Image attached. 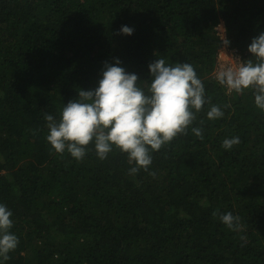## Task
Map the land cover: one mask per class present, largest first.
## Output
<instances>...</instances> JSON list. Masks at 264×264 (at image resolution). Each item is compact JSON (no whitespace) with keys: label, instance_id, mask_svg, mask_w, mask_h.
Instances as JSON below:
<instances>
[{"label":"trees","instance_id":"16d2710c","mask_svg":"<svg viewBox=\"0 0 264 264\" xmlns=\"http://www.w3.org/2000/svg\"><path fill=\"white\" fill-rule=\"evenodd\" d=\"M221 22L229 47L255 59L264 0H0V202L19 237L6 264H264V111L251 88L212 76ZM114 57L145 89L155 59L191 63L208 97L135 175L116 147L101 160L90 142L76 160L45 138V114L59 120ZM213 104L222 118H207ZM232 136L241 142L225 150Z\"/></svg>","mask_w":264,"mask_h":264},{"label":"clouds","instance_id":"9594fccd","mask_svg":"<svg viewBox=\"0 0 264 264\" xmlns=\"http://www.w3.org/2000/svg\"><path fill=\"white\" fill-rule=\"evenodd\" d=\"M118 31L132 35L134 29L122 25ZM221 41L224 46L230 44L225 29ZM247 47L255 59L236 57L232 63L220 64L215 78L221 86L238 94L251 88L256 107L264 111V31L254 36ZM113 59L114 63L104 62L94 89L80 88L77 99L64 103L59 120L45 114L48 128L45 138L55 152L67 151L76 160L85 157L90 142L101 160L116 147L127 153L132 165L128 173L135 175L141 168L148 170L154 151L187 133L208 97L191 63L169 64L163 58L155 59L148 65L151 80L145 89L136 73L120 66L118 57ZM206 115L215 120L222 118L224 111L213 104ZM191 131L203 139L200 127H192ZM240 142L239 136L226 137L222 147L230 150ZM12 215V210L0 202V264H6L9 253L19 244V237L11 231ZM213 215H218L229 229L239 226V217L232 212L214 210Z\"/></svg>","mask_w":264,"mask_h":264},{"label":"built area","instance_id":"2783aa9c","mask_svg":"<svg viewBox=\"0 0 264 264\" xmlns=\"http://www.w3.org/2000/svg\"><path fill=\"white\" fill-rule=\"evenodd\" d=\"M224 23L221 22L219 23V25L217 26V30H218V34H220V36L222 37L223 36V31H224ZM229 57H231V60L232 61H229ZM236 57H239L241 60H242V57H241V53H239V50L236 49V48H230L229 45L227 46H222L219 54H218V62H217V65L214 69V71L212 72V76L215 77V72L218 68V66L220 64H223V63H232L236 60ZM229 92H231V90H229Z\"/></svg>","mask_w":264,"mask_h":264},{"label":"rangeland","instance_id":"374dc122","mask_svg":"<svg viewBox=\"0 0 264 264\" xmlns=\"http://www.w3.org/2000/svg\"><path fill=\"white\" fill-rule=\"evenodd\" d=\"M228 60H229V61H232V60H231V57H229V59H228Z\"/></svg>","mask_w":264,"mask_h":264}]
</instances>
